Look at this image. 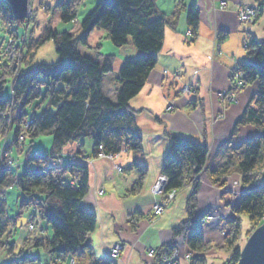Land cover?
I'll return each mask as SVG.
<instances>
[{
	"label": "trees",
	"instance_id": "1",
	"mask_svg": "<svg viewBox=\"0 0 264 264\" xmlns=\"http://www.w3.org/2000/svg\"><path fill=\"white\" fill-rule=\"evenodd\" d=\"M186 0H177L170 16L164 14L154 0H100L82 20L80 33L61 32L50 27L44 29L38 39L28 40L22 49L19 72L13 77L17 67V51L0 57V145L1 140L11 135V143L18 147L19 158L24 161L19 170L17 190V216L9 218L7 209L0 204V252L12 260L29 259L33 248H45L50 256L66 261L74 259L75 264H95V254L88 239L96 230V214L84 205L89 188V169L85 163L60 158L64 146L71 142L82 145L83 139L93 140V157L101 154L114 157L128 149L135 156L142 151L143 137L135 121L134 111L129 102L143 89L153 68L158 63V55L164 45V34L168 28L176 29L182 12L186 13L191 42L198 39L200 16L197 5H186ZM256 2L257 19L264 15V0ZM58 9L62 13L61 22H72L78 10L69 1H64ZM11 21L15 37L23 33L22 22H18L10 5L0 0V32L7 30ZM104 30L106 38L115 47L128 44L141 52L136 60L125 59L119 70L120 87L115 101L103 93V79L113 70L114 54L97 57L85 56L78 46L88 49V37L94 29ZM51 41L59 55L56 63H35L37 51ZM22 48L21 43L16 42ZM247 60L238 64V69L230 74V89H243L250 84H258V92L236 122L233 134L240 127L253 125L257 134L239 147L229 150L224 162L210 171V180L217 184L233 171L242 177V191L239 206L233 209L229 220V231L222 246L206 242L197 228L196 217L200 182L197 178L205 165L208 149L191 139L170 135L172 146L164 159L163 174L167 177L163 195L176 190L190 188L187 196V219L173 228L174 237L190 232L189 248L198 255L191 264H211L205 253L212 249L230 252L231 257L219 264H238L244 216L250 218V236L264 222V39H248ZM12 86L13 89H10ZM15 109L13 116L10 112ZM22 136V137H20ZM39 136H51L48 152L33 148ZM51 159L64 160L61 165L52 166ZM139 179L130 194L142 190L148 173L147 167L133 162ZM14 174L0 169V196L14 182ZM1 198V197H0ZM31 207H38L40 218L49 225L51 237L43 230L41 236L35 234L18 245V230H11L21 214ZM138 214L129 216V224L134 230L142 221ZM13 224V225H12ZM166 246L157 249L159 258ZM56 264V261L53 262ZM101 264H115L110 259Z\"/></svg>",
	"mask_w": 264,
	"mask_h": 264
},
{
	"label": "crops",
	"instance_id": "2",
	"mask_svg": "<svg viewBox=\"0 0 264 264\" xmlns=\"http://www.w3.org/2000/svg\"><path fill=\"white\" fill-rule=\"evenodd\" d=\"M30 1V0H29ZM100 0H85L77 6L76 21L82 20ZM157 7L167 16L174 11L177 0H154ZM197 5L200 16L199 38L196 43L189 42L186 13L182 12L176 29H168L164 35L162 52L158 55V63L146 80L143 89L130 102L134 111L135 121L143 137L142 151L135 156L132 152H121L114 158L93 157L95 151L93 140L83 139L80 143H71L65 148L76 152L88 161L89 188L84 198V205L96 214L97 227L89 237L96 261L102 263L110 256L113 246L120 243L123 248L116 264H153L154 259L148 257L147 249L161 248L171 241L172 229L186 217V200L190 188L181 190L178 198L163 215L149 220L155 198L152 195L153 186L162 174L164 159L171 148L170 135L190 137L196 143H207L216 149L215 156L207 163L204 176L201 177L200 193L198 195V215L210 213L217 208L218 213L231 215L230 208L237 203L238 197L232 199V179L228 187L214 184L210 181L209 172L216 168L224 159L230 141L232 146H240L245 140L257 134L253 125L240 128L237 136L232 137V129L240 116L250 105L253 96L258 91L257 83H253L237 93L238 101L228 103L219 99L218 93L228 91L231 87L230 74L238 68V64L247 59L243 43L248 39H264V15L255 25L239 23L237 11L240 7L252 6L254 0H186V5ZM30 5V2H29ZM78 19V20H77ZM68 30L67 28L65 31ZM70 31V30H68ZM103 30L94 29L88 39L89 45L103 42ZM85 49V47H82ZM84 55L93 56L79 48ZM52 53V46L43 48L38 54L36 63L46 64L56 58L47 56ZM104 52V51H103ZM115 55L113 70L103 79V93L112 101L117 98L119 70L125 59L136 60L141 52L137 50L130 39L128 44L109 52ZM100 61V59H99ZM170 73L168 84L164 81L165 72ZM177 78H176V76ZM165 85V86H164ZM185 85L193 87L194 92L185 94L181 89ZM167 93V95L165 94ZM167 98V99H166ZM173 103L174 109L167 112V103ZM223 114L214 125L211 124L213 115ZM74 145L78 150L73 149ZM147 167L148 173L141 192L130 194L131 188L139 179V173L133 162ZM114 165H121L123 170L118 172ZM264 177V174H263ZM225 190L227 196H221ZM241 191V188L240 190ZM234 192H236L234 190ZM229 198V199H228ZM158 200H163L162 195ZM16 205V204H15ZM17 207V206H16ZM140 215L142 221L133 230L127 221L129 215ZM19 218V217H18ZM18 220V219H17ZM244 221V219H243ZM22 225L18 231V245L26 239ZM36 221V236H41L44 230L51 235L48 225ZM244 224V222H243ZM216 222L202 226L205 241L211 244H223L221 228ZM16 226V225H15ZM30 254V259L37 264H68L70 258L63 261L56 256H50L43 247ZM182 264L187 261L183 256L189 251L182 246ZM219 253L215 249L206 255L211 264L221 263L230 257V253ZM33 256V257H32ZM228 256V257H226ZM226 257V258H225ZM6 258V257H5ZM8 259V258H7ZM3 260V261H2ZM0 264H21L17 258L10 261L2 259ZM3 262V263H2Z\"/></svg>",
	"mask_w": 264,
	"mask_h": 264
},
{
	"label": "rangeland",
	"instance_id": "3",
	"mask_svg": "<svg viewBox=\"0 0 264 264\" xmlns=\"http://www.w3.org/2000/svg\"><path fill=\"white\" fill-rule=\"evenodd\" d=\"M65 0H30V5H29V8H28V16L26 18H23V20H17L18 22H22L21 24V27L23 25V22L25 23V26L23 27V33L19 36L17 35L15 37V34L13 31V28L16 26V24H14L13 22L11 23V21L8 22V24H6L7 26V30H3L0 32V57L3 58L4 56H7L8 54L10 53H14V51H17V67L16 69L14 70V73H13V77L16 78L18 72H19V65H20V60L22 58V49H24V47L27 45L26 43L28 42L29 38L30 40H34V39H38L39 36H41L42 32L44 31V29L46 28H51L53 30L57 29L58 31H61V32H66L68 30H70L69 32H71L73 35L77 36L81 31H80V25L82 23V20L86 17H84L82 20L80 21H76L73 20L72 22H61V17H62V13L61 11L58 9L59 5H61ZM66 1H69L72 3V5L74 6V8L76 7L77 9V6L79 5H82L83 2L85 0H66ZM167 1V0H166ZM256 2L255 4H253L252 6H246V7H240L238 9V11H240L241 15L244 16V13H247L248 14V18L244 21L240 20L239 18V23L242 24V25H246V24H249V25H255V23L257 22V10H256ZM157 6V5H156ZM198 9V8H197ZM241 9V10H240ZM247 10H250L249 12H247ZM237 11V13H239ZM89 13V12H88ZM87 13V14H88ZM86 14V15H87ZM77 15H78V12H77ZM171 17V16H170ZM15 18V17H14ZM77 18V16H76ZM78 20V19H77ZM200 26V25H199ZM188 27V26H187ZM68 29L65 31V29ZM201 28V26H200ZM200 28H199V31H200ZM170 29L167 27L166 31ZM189 29V27H188ZM165 31V32H166ZM189 32V37H190V31ZM165 35V34H164ZM90 36V35H89ZM199 38V37H198ZM89 39V37H88ZM102 39L105 41L103 42L104 44H102L100 42H98L97 45H89L88 49L85 47L82 48L83 46H78V49L81 48L83 49L85 52H86V49L91 53L93 54V56H90L91 58H99L100 61L102 62L104 57H97V51L100 52V54H104V52H109L112 50V47H115L113 45V43L108 40L106 38V33L105 31L103 30V37ZM165 40V39H164ZM198 40V39H197ZM197 40H195L194 42H191V37L189 39V42L191 44H194L197 42ZM16 42L18 43H21L22 45V48H18L17 45H16ZM247 43H248V40L245 41L243 43V46L245 48V52H246V49H247ZM49 45L52 46V51H53V54H54V58L53 57V54L50 52L46 53L48 58L49 57H53L55 60L53 62H49L47 64H52V63H56V61L58 60V57L59 55L56 53L55 51V45L54 43H52L51 41L47 42L45 44V46L41 47L37 53H36V58L35 60H37V57H38V54L40 53V51L44 48H46L47 46L49 47ZM122 47V46H121ZM118 49V47H115ZM80 52V49L78 50ZM104 51V52H103ZM83 52V51H81ZM162 52V51H161ZM160 52V53H161ZM109 54V53H107ZM112 54V53H110ZM84 55V54H83ZM87 56V55H85ZM89 56V55H88ZM87 56V57H88ZM98 59V60H99ZM247 60V59H246ZM245 60V61H246ZM114 61H115V58H114ZM113 61V62H114ZM36 63V61H35ZM238 69V68H237ZM236 69V70H237ZM235 71V70H234ZM170 73H168V71L165 72V76H164V81L166 82V84H168L169 80H170ZM175 75V74H174ZM176 76V75H175ZM230 77V76H229ZM177 78V76H176ZM231 80V79H230ZM251 85V84H250ZM258 85V84H257ZM165 86V85H164ZM10 89H13L12 86H9ZM242 89V88H241ZM239 89V90H241ZM245 89V88H243ZM242 89V90H243ZM259 89V87H258ZM119 90V89H118ZM185 94H191L192 92H194L193 90V87L190 86V85H185L182 89H181ZM239 90H236V94L234 95L235 98L237 99V93L239 92ZM229 91V90H228ZM228 91H224V92H220L219 94L223 93V97H222V100L223 101H227L228 97H224L225 94L227 95ZM118 92V91H117ZM116 92V93H117ZM258 92V91H257ZM256 92V93H257ZM167 95V93H165ZM256 95V94H255ZM254 95V96H255ZM167 99V98H166ZM230 100V99H229ZM238 100H235V102H237ZM228 103L230 101H227ZM234 102V103H235ZM172 109H174L173 107V103H167V108H166V111L169 112L171 111ZM15 112V109H12V111L10 112V115H9V118H11L13 116V113ZM244 127V126H242ZM241 128V127H240ZM238 135V134H237ZM255 136V135H254ZM252 136V137H254ZM22 137V136H20ZM251 137V138H252ZM52 137L51 136H39V138H36L35 139V142L33 143V148H36L41 151H44V152H48L49 150V147H50V142L52 141L51 139ZM249 138V139H251ZM11 135L9 133V135H7V137H5L4 139H2L1 141V145H0V169H5V170H9L11 173L14 174L13 176V179H14V182H12V184L9 186V188L4 192L2 193V195L0 196V204L3 205L6 209H7V216L9 218H12V217H15L17 216V211H18V207H16L17 205L16 204V198H17V188H16V182H17V178H18V175H19V170L21 168V166L23 165L24 161L22 159L19 158V155H18V147L15 145V144H12L11 143ZM248 140V139H247ZM71 143H76L77 142H71ZM69 143V144H71ZM172 143V142H171ZM67 144V145H69ZM4 145V149L2 148V146ZM66 145V146H67ZM173 145V144H171ZM64 146L63 148V151L61 152V154L59 155L60 158H65L64 160H68V161H79L80 159L79 158H83V157H80L76 152L74 151H68ZM212 147V146H211ZM228 148L229 149H226V153L225 154V157L224 159L221 161L224 162L225 159L228 157L229 155V150L231 148H233V146L230 144L228 145ZM73 149L78 150V146L77 145H74ZM129 150L128 149H124V152H128ZM123 152V153H124ZM102 155V154H101ZM101 155L99 156L100 158H103V157H106V158H114V157H111V156H103L101 157ZM116 156V155H115ZM212 157H209L207 158L206 162H205V165L202 167V169L200 170V173L198 175H203L205 170L207 169V166H208V162L210 161ZM84 159V158H83ZM64 160H61V161H58V160H54V159H51V165L52 166H57V165H61V163H65ZM82 163V162H81ZM86 164V166L88 165V161L86 160L85 162H83ZM221 163L218 165L220 166ZM115 168L117 169L118 172H122L123 168L121 165H114ZM217 166V167H218ZM216 167V168H217ZM215 169V168H214ZM212 170V169H211ZM210 170V171H211ZM209 175H210V172H209ZM204 176V175H203ZM263 177V176H262ZM230 178L232 179V182L231 184H229L230 182ZM264 178V177H263ZM241 180H242V177L239 173H237L236 171H233L232 172V175H228V176H225L221 179V182L220 183H217L218 185H224V187H228V184L230 185V187L233 185V188H231L230 190H235L236 193L235 195H237V193L240 195L241 194V191H242V184H241ZM211 181V180H210ZM200 182V181H199ZM212 182V181H211ZM201 183V182H200ZM213 183V182H212ZM233 183V184H232ZM215 184V183H214ZM241 188V191H239ZM33 209H35L34 211H36V213L38 215L39 214V208L38 207H31V209H27L26 211H24L21 216L18 219L17 221V230L19 231V233L21 232V229H22V225L24 224V220L27 221V219L31 216L32 214V211ZM38 222H40V219H37ZM244 222V221H243ZM242 222V227L243 228H247L249 227L248 226V223H246V221L244 222L243 224ZM36 223V222H35ZM35 223H32V224H29L27 225L26 222H25V225H27V228H26V231L24 229V232H25V235L26 237H29L31 238L35 232H36V228H37V225ZM44 225L46 224L45 222L43 223ZM48 225V224H46ZM49 226V225H48ZM138 227V226H137ZM137 229V228H136ZM50 230V228H49ZM135 230V229H134ZM251 231V230H250ZM223 238V237H222ZM250 238V236H248V233L245 235L244 238L241 239L240 241V247L242 248L244 245H245V242L248 241V239ZM223 243H224V238H223ZM223 245V244H222ZM220 245V246H222ZM40 249V252L43 251L42 248H33L31 250V253L35 252V250H38ZM214 249H212L213 251ZM216 250V249H215ZM217 251V250H216ZM243 251V249H242ZM44 252V251H43ZM219 253H224V252H221V251H217ZM147 253H149L147 251ZM227 254H229L228 252H225ZM225 253L222 254L223 255V258L225 256ZM5 252L4 251H1L0 252V261L2 259H5ZM33 257V256H32ZM228 257V256H226ZM225 257V258H226ZM7 258V257H6ZM230 258V257H229ZM241 258V257H240ZM3 261V260H2ZM225 262V261H223ZM3 263V262H2ZM239 263V262H238ZM16 264V263H14ZM21 264H37L36 261H35V258H33V260H31L30 258L27 259V260H24ZM216 264H219V263H216Z\"/></svg>",
	"mask_w": 264,
	"mask_h": 264
},
{
	"label": "bare ground",
	"instance_id": "4",
	"mask_svg": "<svg viewBox=\"0 0 264 264\" xmlns=\"http://www.w3.org/2000/svg\"><path fill=\"white\" fill-rule=\"evenodd\" d=\"M241 10V9H240ZM239 13H237L238 14V17L240 18V19H242L244 16L243 15H241L242 13L240 12V11H238ZM241 13V14H240ZM118 79H119V77H118ZM118 83H119V80H118ZM236 94V90L235 89H229V91H228V93H227V95L225 94V96L224 97H228L227 99V101H230V103H234L235 102V100H238V99H236L235 98V95ZM231 95H233L232 97H231ZM218 97H219V99H221L222 100V97H223V93H221V94H219L218 93ZM230 99V100H229ZM252 101V100H251ZM251 103V102H250ZM248 107V106H247ZM246 111V110H245ZM223 117V114H218V115H216V114H214L213 115V117H212V119L210 120L211 121V124L212 125H214L216 122H218V120L220 119V118H222ZM233 129H234V127H233ZM233 129H232V131H233ZM234 132V131H233ZM237 136V135H236ZM181 137H185V136H181ZM232 137H235V135L232 133ZM185 138H189V139H191L190 137H185ZM192 141H194L193 139H191ZM171 142H172V140H171ZM195 142V141H194ZM245 142H246V140H245ZM196 143V142H195ZM244 143V142H243ZM172 144V143H171ZM201 144H203V145H205L206 147H207V149H208V156H207V158H209V157H211L212 155L213 156H215V154H217L216 153V149H214L213 147H211V145H207V143H201ZM232 145V142L230 141V143H229V145ZM242 144V143H241ZM241 146V145H240ZM234 148L236 147V146H233ZM237 147H239V146H237ZM164 164V163H163ZM163 166V165H162ZM162 170H163V168H162ZM159 178H158V180L156 181V183L154 184V186H153V190H152V195H153V197L155 198V202H154V204H153V206H152V211L150 212V214H148V217H149V220H154L155 218H157V217H159L160 215H163V214H165L170 208V206L172 205V203L175 201V199L176 198H178L177 196H178V193L181 191H176V190H173V191H171V192H169L167 195H163L162 193H163V189H164V184H165V182L167 181V177L163 174V171H162V174H160L159 176H158ZM201 177H202V175L200 174V175H198L197 176V178L196 179H198L200 182H201ZM233 184V183H232ZM232 188H233V185H232ZM141 192V191H140ZM230 192H232V199L233 198H237L238 197V201H237V203H233V206L230 208V210H231V215H228V214H226L225 212H223V213H218L217 212V208H214L212 211H210V213H205L204 215H202V216H199L198 215V203H197V210H196V217L197 218H199V220H200V224H199V226L197 227V228H199L200 229V233H201V235H202V238L204 239V236H203V233H202V226L204 225V224H206V223H213V222H216V223H218V225H219V228H221V236L224 238L225 237V235L227 234V232L229 231V229H230V227H229V220L231 219V218H233L234 216H233V209H234V207H237V206H239L238 204H239V202H240V198H241V195H239L238 193H237V195H235V193L236 192H234V190L232 189V190H229V193ZM190 193V192H189ZM200 193V192H199ZM226 194H228V193H226V191L225 190H223L222 191V195L221 196H227ZM160 195H162V197H163V200H158V197L160 196ZM189 195V194H188ZM199 195V194H198ZM188 199V198H187ZM229 199V198H228ZM198 200H199V198H198ZM186 203H187V200H186ZM162 206V207H161ZM185 207H186V205H185ZM35 209H33V211H32V214H31V216L27 219V221H26V224L27 225H29V224H32V223H35L36 221H37V219H40V221L42 222V220H41V218H40V215H38L37 213H36V211H34ZM186 211V210H185ZM130 216V215H129ZM129 216L127 217V221H128V219H129ZM187 216H188V214H187V211H186V217L183 219V220H185V219H187ZM12 218H14V217H12ZM11 218V219H12ZM243 219H244V222L246 221V223H248V226L249 227H247V228H243V231H242V234H241V237L242 238H244L245 237V235L252 229V226H251V224H250V218L248 217V216H244L243 217ZM183 220H181V222L183 221ZM17 219H16V221H15V225L17 224ZM180 222V223H181ZM243 222V221H242ZM128 223H129V221H128ZM179 223V224H180ZM179 224H177L175 227H177ZM264 224V222L260 225V227L262 226ZM13 225V224H12ZM217 225V226H218ZM97 227V226H96ZM174 227V228H175ZM259 228V227H258ZM258 228H256V229H258ZM11 230H17V226H12V228H11ZM256 231V230H255ZM254 231V232H255ZM253 232V233H254ZM252 233V234H253ZM93 234V233H92ZM91 234V235H92ZM251 234V235H252ZM189 235H190V232H186V233H181V234H179V235H177V236H175L174 237V235H173V230H172V237H171V241L169 242V243H167L166 245H167V248H164L163 250H162V252H161V255H160V257L159 258H157L156 257V255H157V252H156V250H157V248H152V247H150L149 249H147V251L149 252V253H147V255H148V257L150 258V257H152V258H155L154 259V263L153 264H164V263H168L169 261H171L172 260V258H174V261H175V263L176 264H182V254H181V248H182V246H184V247H186V249L189 251L188 253H186L184 256H183V258L185 259V261H187V263L186 264H191L192 263V259H193V257H195V256H197L198 254L196 253V252H194V251H192L190 248H189V245H188V237H189ZM250 235V236H251ZM241 238V239H242ZM205 240V239H204ZM249 240V239H248ZM207 242V241H206ZM246 243H247V241L245 242V245H246ZM166 245H164V246H166ZM213 245V244H212ZM214 245H217V246H220L219 244H214ZM213 245V246H214ZM244 245V246H245ZM243 246V247H244ZM242 247V249H244ZM122 248H123V246L120 244V243H118V244H116L115 246H113L112 248H111V250H110V252H109V254H110V256L108 257V259H110L111 261H113L115 264H116V260L118 259V257H120V255H121V251H122ZM217 250V249H216ZM217 251H219V250H217ZM226 252V251H225ZM224 252V253H225ZM208 253V252H207ZM207 253H205L204 255H205V257L208 259V257H207ZM229 253V252H228ZM231 254V253H230ZM230 257H231V255H230ZM108 259H106V260H108ZM230 258H228L227 260H229ZM5 260H7V261H10V262H12L10 259H7V258H5ZM96 260V259H95ZM105 261V260H104ZM226 261V260H225ZM71 262H74V259H71L70 261H69V263L68 264H70ZM223 262V261H222ZM50 263H53V262H50ZM74 264H75V262H74ZM95 264H101V263H99V261L97 260V261H95Z\"/></svg>",
	"mask_w": 264,
	"mask_h": 264
},
{
	"label": "water",
	"instance_id": "5",
	"mask_svg": "<svg viewBox=\"0 0 264 264\" xmlns=\"http://www.w3.org/2000/svg\"><path fill=\"white\" fill-rule=\"evenodd\" d=\"M16 20L28 16L29 0H5ZM238 264H264V224L256 229L243 247Z\"/></svg>",
	"mask_w": 264,
	"mask_h": 264
},
{
	"label": "built area",
	"instance_id": "6",
	"mask_svg": "<svg viewBox=\"0 0 264 264\" xmlns=\"http://www.w3.org/2000/svg\"><path fill=\"white\" fill-rule=\"evenodd\" d=\"M250 10H247V12H249ZM249 16H248V14L247 13H244V17L242 18V19H240V20H242V21H244V20H246L247 18H248ZM233 95H231V97H232ZM2 148L4 149V145L2 146ZM103 156H105L104 154L103 155H101V157H103ZM80 160H79V162H85V159H83V158H79ZM162 207V206H161ZM70 264H74V262H71ZM164 264H176L175 263V261H174V258H172V260L171 261H169L168 263H164Z\"/></svg>",
	"mask_w": 264,
	"mask_h": 264
}]
</instances>
